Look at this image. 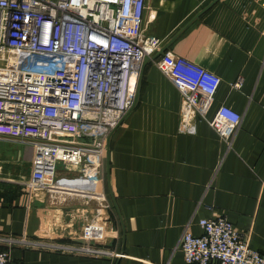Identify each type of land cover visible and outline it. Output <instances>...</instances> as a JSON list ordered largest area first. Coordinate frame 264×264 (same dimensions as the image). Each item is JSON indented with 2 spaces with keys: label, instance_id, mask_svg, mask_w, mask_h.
<instances>
[{
  "label": "crops",
  "instance_id": "crops-1",
  "mask_svg": "<svg viewBox=\"0 0 264 264\" xmlns=\"http://www.w3.org/2000/svg\"><path fill=\"white\" fill-rule=\"evenodd\" d=\"M140 28L161 46L144 58L135 102L106 142L111 211L79 191H28L20 182L31 148L0 139V237L17 239L0 241L8 264H187L182 233L201 234L198 221L217 215L264 254V0H145ZM165 51L221 80L205 117L190 118L192 132L179 91L155 64ZM238 77L241 88L231 89ZM221 104L241 115L230 145L208 123ZM91 220L107 231L94 246L109 253L50 246L81 245Z\"/></svg>",
  "mask_w": 264,
  "mask_h": 264
},
{
  "label": "built area",
  "instance_id": "built-area-1",
  "mask_svg": "<svg viewBox=\"0 0 264 264\" xmlns=\"http://www.w3.org/2000/svg\"><path fill=\"white\" fill-rule=\"evenodd\" d=\"M144 8L145 0H0V139L31 148L29 174L20 182L28 191H79L111 211L102 185L106 142L135 102L144 58L161 46L142 34ZM155 64L179 91L183 123L192 132L190 118L205 117L220 78L167 51ZM242 83L238 77L229 86ZM240 121L221 104L208 123L230 145ZM83 182L85 190L78 186ZM198 225L201 234L185 229L179 241L187 264H264V254L227 217ZM106 234L91 220L81 245L50 246L98 256L107 251L93 243ZM8 262V250L0 249V264Z\"/></svg>",
  "mask_w": 264,
  "mask_h": 264
},
{
  "label": "bare ground",
  "instance_id": "bare-ground-1",
  "mask_svg": "<svg viewBox=\"0 0 264 264\" xmlns=\"http://www.w3.org/2000/svg\"><path fill=\"white\" fill-rule=\"evenodd\" d=\"M79 182L77 181V180H75L74 181V186L76 185V184H78ZM84 183V182H83ZM86 184L84 183V184H81V185H78V186H82L81 188H83V189H85L86 187H84ZM78 191V190H77Z\"/></svg>",
  "mask_w": 264,
  "mask_h": 264
},
{
  "label": "rangeland",
  "instance_id": "rangeland-1",
  "mask_svg": "<svg viewBox=\"0 0 264 264\" xmlns=\"http://www.w3.org/2000/svg\"><path fill=\"white\" fill-rule=\"evenodd\" d=\"M5 63H6V61H1V65H5ZM53 135V134H52ZM59 137H61V135H59ZM22 145H25V144H22ZM60 165H61V163H58L57 164V168L59 169V167H60ZM59 171H61V170H59Z\"/></svg>",
  "mask_w": 264,
  "mask_h": 264
},
{
  "label": "water",
  "instance_id": "water-1",
  "mask_svg": "<svg viewBox=\"0 0 264 264\" xmlns=\"http://www.w3.org/2000/svg\"><path fill=\"white\" fill-rule=\"evenodd\" d=\"M112 201H113V203H114V199L112 198ZM114 205H115V203H114Z\"/></svg>",
  "mask_w": 264,
  "mask_h": 264
}]
</instances>
